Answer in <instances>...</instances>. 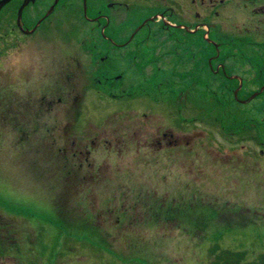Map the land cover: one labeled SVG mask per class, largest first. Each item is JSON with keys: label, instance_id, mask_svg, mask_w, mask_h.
Listing matches in <instances>:
<instances>
[{"label": "rangeland", "instance_id": "obj_1", "mask_svg": "<svg viewBox=\"0 0 264 264\" xmlns=\"http://www.w3.org/2000/svg\"><path fill=\"white\" fill-rule=\"evenodd\" d=\"M256 75H244L243 98ZM3 78L1 17L0 87ZM194 90L179 94L196 104L177 126L171 88L152 93L156 103L141 95L118 106L73 91L72 120L86 102L92 117L71 122L68 141L21 140L0 117V264H214L225 249L249 261L264 253V93L239 103ZM131 118L147 133L130 138Z\"/></svg>", "mask_w": 264, "mask_h": 264}, {"label": "flooded vegetation", "instance_id": "obj_2", "mask_svg": "<svg viewBox=\"0 0 264 264\" xmlns=\"http://www.w3.org/2000/svg\"><path fill=\"white\" fill-rule=\"evenodd\" d=\"M25 1L0 9L6 82L0 117L21 140L62 135L68 141L71 122L82 127L92 117L83 112L86 102L72 120L69 106L78 90L110 94L118 106L141 95L155 102L152 93L163 90V96L171 88L174 123L181 125L185 109L196 103H183L179 94L198 84L216 89V76L222 83L237 79L233 89L240 92L248 86L244 75L257 74L264 62V0ZM14 55L19 74L11 81L7 65ZM130 120V138L147 133Z\"/></svg>", "mask_w": 264, "mask_h": 264}, {"label": "trees", "instance_id": "obj_3", "mask_svg": "<svg viewBox=\"0 0 264 264\" xmlns=\"http://www.w3.org/2000/svg\"><path fill=\"white\" fill-rule=\"evenodd\" d=\"M260 70L261 71L257 73L256 78H254L253 80L255 81V83H259L261 86L264 84V62ZM217 77L218 76H216L217 79L216 89H218L222 93L229 94L231 99L235 100L233 86L236 84L237 80L236 79L231 80L229 78H226L228 80H224L225 83H222ZM222 77L225 78L224 76ZM212 250L216 253V248H213ZM214 264H264V253L260 254L256 260L249 261L246 258L245 251L225 249L216 254V260L214 261Z\"/></svg>", "mask_w": 264, "mask_h": 264}, {"label": "water", "instance_id": "obj_4", "mask_svg": "<svg viewBox=\"0 0 264 264\" xmlns=\"http://www.w3.org/2000/svg\"><path fill=\"white\" fill-rule=\"evenodd\" d=\"M9 0H1L0 1V9H1V7L4 5V3H6V2H8ZM28 1L26 0L25 2H24V5L27 3ZM20 13H21V10H20ZM237 91H236V95H237ZM259 92H256L254 95H253V97L254 96H256L257 94H258Z\"/></svg>", "mask_w": 264, "mask_h": 264}]
</instances>
